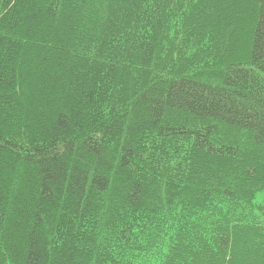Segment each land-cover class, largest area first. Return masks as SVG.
Wrapping results in <instances>:
<instances>
[{
	"label": "trees",
	"instance_id": "trees-1",
	"mask_svg": "<svg viewBox=\"0 0 264 264\" xmlns=\"http://www.w3.org/2000/svg\"><path fill=\"white\" fill-rule=\"evenodd\" d=\"M0 264H264V0H0Z\"/></svg>",
	"mask_w": 264,
	"mask_h": 264
}]
</instances>
